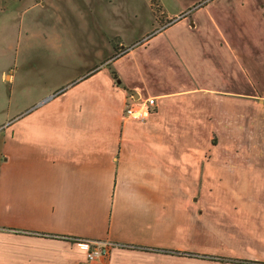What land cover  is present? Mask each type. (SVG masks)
Here are the masks:
<instances>
[{"label": "crops", "instance_id": "1", "mask_svg": "<svg viewBox=\"0 0 264 264\" xmlns=\"http://www.w3.org/2000/svg\"><path fill=\"white\" fill-rule=\"evenodd\" d=\"M58 1L0 0V113L25 90L0 121V264H155L214 249L209 236L216 250L244 234L264 245V39L224 32L264 26V0H192L141 50L61 79L16 71L23 33L63 42L50 32ZM132 96L156 98L147 118H127ZM214 137L229 144L208 146ZM247 141L255 148L240 149ZM84 241L109 253L91 263ZM193 262L209 263L167 264Z\"/></svg>", "mask_w": 264, "mask_h": 264}, {"label": "rangeland", "instance_id": "2", "mask_svg": "<svg viewBox=\"0 0 264 264\" xmlns=\"http://www.w3.org/2000/svg\"><path fill=\"white\" fill-rule=\"evenodd\" d=\"M35 1L40 3L43 0ZM190 1L192 0L58 1L60 11L57 13L56 18L60 20V23L57 20V27L51 28L50 32L58 31V34L64 38L63 42L56 44V46L48 41L44 42V33L39 34L38 32L41 28H32L33 32L23 33V38H20L21 47L17 52L18 55L16 54L15 63L12 59L11 66L14 64L15 70L22 74L24 70L34 69L35 67L46 71L47 74L49 73L48 76L53 79H61L62 76L66 77V74L72 75L94 61L98 64L107 65L104 62L105 59H108L109 51L112 52L110 57L116 58L126 51L135 50V48L141 50V47L145 46L144 41L153 34L165 29L164 25L190 15L200 5L198 4L194 7L190 5ZM202 1L206 3L208 0ZM15 8L21 11L24 6L23 4L16 5ZM34 12V10H31L30 14L33 15ZM13 16H16L15 18L20 17L18 13L16 15L13 14ZM241 24L236 25L234 23V28L225 26V34L227 36H230V34L238 36L236 31H239L240 37L248 36L249 39H253V35L264 39V26L254 25L251 22L249 25ZM8 29L12 30V27H8ZM109 30L112 33L111 36L108 35ZM110 44L112 45V50L110 49ZM25 53L35 54L36 58H29ZM7 60H2L0 57V67L5 65L8 62ZM14 87L16 89L15 104H9V106L2 108L0 121L12 118L14 111L24 108V85L22 83L20 86L17 84ZM257 93L260 92L257 91ZM132 98L134 97L132 96ZM248 135H250V132L247 133L246 140ZM207 141L208 146H211V143L217 146L229 144V140H221L216 137ZM254 146L255 144L248 141L239 143L240 149L244 147L255 148ZM209 238L207 247L214 249L181 251L180 254L175 253V256L160 253L161 255H155V264H167L168 260L173 259L199 257L204 258L210 264H264V245L261 242L255 243L250 235H241L240 242L234 246L232 251L228 249L216 250V247L221 245L218 238L217 240L215 236H209ZM192 264L196 263L193 262Z\"/></svg>", "mask_w": 264, "mask_h": 264}, {"label": "built area", "instance_id": "3", "mask_svg": "<svg viewBox=\"0 0 264 264\" xmlns=\"http://www.w3.org/2000/svg\"><path fill=\"white\" fill-rule=\"evenodd\" d=\"M156 98L150 97L142 101L141 103H137L134 98H131V101L127 104L126 116L127 118H131L134 120H142L147 118L150 113L151 107L155 106ZM80 242H83L81 240ZM85 242V241H84ZM89 244V248L87 251V259L89 262L94 263L99 257L105 256L109 253L110 243L109 242H85Z\"/></svg>", "mask_w": 264, "mask_h": 264}]
</instances>
